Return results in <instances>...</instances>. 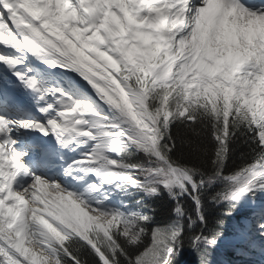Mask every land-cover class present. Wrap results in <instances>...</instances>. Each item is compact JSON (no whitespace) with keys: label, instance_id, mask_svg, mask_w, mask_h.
Here are the masks:
<instances>
[{"label":"snow or ice","instance_id":"snow-or-ice-1","mask_svg":"<svg viewBox=\"0 0 264 264\" xmlns=\"http://www.w3.org/2000/svg\"><path fill=\"white\" fill-rule=\"evenodd\" d=\"M30 58L79 81L53 87ZM0 65L36 109L24 111L0 89L8 109L0 114V264H172L185 243L199 264H210L224 222L209 225L204 194L221 185L208 200L231 215L246 197L264 192V5L0 0ZM202 120L217 145L207 173L170 155L171 125L191 128ZM22 129L76 153L62 179L25 162ZM237 132L249 134L252 154L225 174ZM29 150L48 153L40 144ZM88 174L98 179L86 181ZM113 181L143 197L112 207L107 196L92 195ZM161 192L174 205L168 218L154 221L145 200ZM181 197L192 201L191 213ZM257 217L264 236V208Z\"/></svg>","mask_w":264,"mask_h":264},{"label":"trees","instance_id":"trees-1","mask_svg":"<svg viewBox=\"0 0 264 264\" xmlns=\"http://www.w3.org/2000/svg\"><path fill=\"white\" fill-rule=\"evenodd\" d=\"M195 129V131L193 130ZM241 131H244L241 129ZM199 133V134H197ZM170 135L172 137V151L170 155L173 158L180 160L183 163H188L190 166L200 167L206 173L211 170V161L215 156L216 142L211 136L210 125L206 121H200L193 125L191 128L187 127L184 123H174L170 127ZM248 135H241L237 132L231 141L228 142L227 158L224 161V172L228 174L242 163L248 162L251 156L252 144L248 139ZM164 142H167L165 139ZM130 159L134 162L138 156H131ZM221 185L214 184L204 194L202 199L205 202V216L209 225H214L217 220H223L222 235L233 232L230 221L235 218L234 210L231 215L223 214V205H216L208 200V196L213 194ZM142 196L143 193L141 192ZM184 206L188 211H192V201L187 197H181ZM145 203H151L152 208L147 209L154 221H163L169 216V211L173 207L174 202L168 197L167 192H161L159 196L152 198L151 201L146 200ZM234 215V216H233ZM185 223H187L185 219ZM149 229L153 227L152 224L148 225ZM233 246L228 243L218 244L211 249L210 264H225L219 261L221 256L230 258ZM192 253V254H191ZM86 260L89 257H84ZM188 260V264H199L196 253L190 248L187 243L176 253L173 257L172 264H183Z\"/></svg>","mask_w":264,"mask_h":264},{"label":"rangeland","instance_id":"rangeland-1","mask_svg":"<svg viewBox=\"0 0 264 264\" xmlns=\"http://www.w3.org/2000/svg\"><path fill=\"white\" fill-rule=\"evenodd\" d=\"M105 185H103V186H105ZM107 185H110V187H108ZM107 185H106V188L104 189L105 192L103 191V189H101V191L103 192L102 195H104V193H105V196L108 197L107 201L108 200L110 201L109 204L115 203L118 207L120 206L122 201L124 203L129 204L130 206H132L134 204L131 200V192L132 191L129 189L127 190V188H125V187L119 186L120 182L117 183L116 181H113L112 184H107ZM99 188H102V186ZM136 193L137 192H134V194H136ZM136 195H137V198L136 199L134 198L135 200L141 199V196H139V194H136ZM222 240H223L222 242L227 243V242H232V241L238 240V237H233V238L232 237H225ZM259 251H261V250H259Z\"/></svg>","mask_w":264,"mask_h":264},{"label":"bare ground","instance_id":"bare-ground-1","mask_svg":"<svg viewBox=\"0 0 264 264\" xmlns=\"http://www.w3.org/2000/svg\"><path fill=\"white\" fill-rule=\"evenodd\" d=\"M49 69H50V72H51V74L53 76V79L64 78L66 76L68 78H74L77 81L79 80V77L75 73L69 72L68 70L62 69L60 67H53V68H49ZM54 82L58 83L59 81L56 80ZM55 85L58 86L57 84H55ZM64 165H53L52 168H50L49 172H56L57 175H58L57 179H62L63 177H62L61 173H62V167ZM78 175H82V174L78 173ZM85 179H86V181L95 182L98 178H97V176L95 174H88V176ZM69 183H75V181H72L71 178H70L69 179ZM102 194H103V192L101 191V189H100V191L98 189L97 192L92 193V195H94L98 199H102L103 198ZM104 203L108 204V201L104 200ZM255 205L260 206L259 203H255Z\"/></svg>","mask_w":264,"mask_h":264}]
</instances>
